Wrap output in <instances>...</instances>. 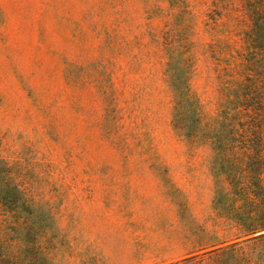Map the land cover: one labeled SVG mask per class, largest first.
<instances>
[{"label":"rangeland","instance_id":"rangeland-1","mask_svg":"<svg viewBox=\"0 0 264 264\" xmlns=\"http://www.w3.org/2000/svg\"><path fill=\"white\" fill-rule=\"evenodd\" d=\"M248 4L0 0L3 258L264 264Z\"/></svg>","mask_w":264,"mask_h":264},{"label":"trees","instance_id":"trees-1","mask_svg":"<svg viewBox=\"0 0 264 264\" xmlns=\"http://www.w3.org/2000/svg\"><path fill=\"white\" fill-rule=\"evenodd\" d=\"M248 3L247 16L251 23V30L247 40L251 45H258L264 51V0H248ZM261 217L259 223L251 226L249 234L260 233L253 238V241L259 242L264 251V212ZM0 264H10V261L0 254Z\"/></svg>","mask_w":264,"mask_h":264}]
</instances>
